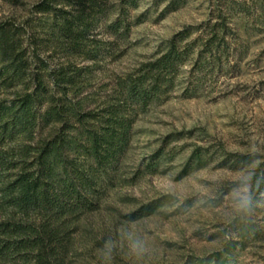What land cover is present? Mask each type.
I'll list each match as a JSON object with an SVG mask.
<instances>
[{"label":"rangeland","instance_id":"1","mask_svg":"<svg viewBox=\"0 0 264 264\" xmlns=\"http://www.w3.org/2000/svg\"><path fill=\"white\" fill-rule=\"evenodd\" d=\"M40 1L0 0V23L27 22ZM58 1L78 11L93 0ZM96 1L102 12L90 35L105 44L99 62L56 53V43L45 48L53 65L91 66L92 83L101 91L157 59L174 36L207 21L220 3ZM224 3L233 7L243 45L239 56L217 74L212 92L185 98L180 89L138 117L121 165L129 181L110 192L100 211L70 227L68 264H264V0ZM122 14L123 28L113 31L109 26ZM162 151L159 169L149 170ZM245 183L252 202L239 210L234 191ZM139 212L146 216L135 220ZM218 255L221 262H210Z\"/></svg>","mask_w":264,"mask_h":264},{"label":"trees","instance_id":"2","mask_svg":"<svg viewBox=\"0 0 264 264\" xmlns=\"http://www.w3.org/2000/svg\"><path fill=\"white\" fill-rule=\"evenodd\" d=\"M224 2L174 36L157 59L102 91L91 66L53 65L45 48L56 43V53L99 62L105 44L90 35L102 12L96 0L78 11L41 0L27 22L0 23V264H68L70 227L129 181L121 165L138 117L180 89L185 98L212 92L217 74L239 56L242 39ZM123 15L109 28L119 32ZM163 156L149 170H158Z\"/></svg>","mask_w":264,"mask_h":264},{"label":"clouds","instance_id":"3","mask_svg":"<svg viewBox=\"0 0 264 264\" xmlns=\"http://www.w3.org/2000/svg\"><path fill=\"white\" fill-rule=\"evenodd\" d=\"M234 198L236 206L239 210L248 209L252 202V197L249 192V188L247 184L240 188L239 190L234 191ZM140 247V242L137 241L133 244L134 249H138Z\"/></svg>","mask_w":264,"mask_h":264}]
</instances>
